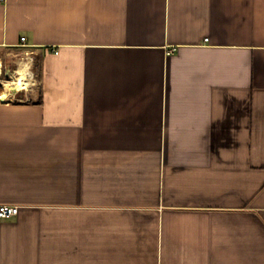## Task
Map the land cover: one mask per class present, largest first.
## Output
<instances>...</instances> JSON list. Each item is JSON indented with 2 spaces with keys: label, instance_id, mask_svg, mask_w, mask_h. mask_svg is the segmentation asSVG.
Instances as JSON below:
<instances>
[{
  "label": "crops",
  "instance_id": "0c3cea01",
  "mask_svg": "<svg viewBox=\"0 0 264 264\" xmlns=\"http://www.w3.org/2000/svg\"><path fill=\"white\" fill-rule=\"evenodd\" d=\"M32 61L0 264H264V0H0V88Z\"/></svg>",
  "mask_w": 264,
  "mask_h": 264
},
{
  "label": "rangeland",
  "instance_id": "374dc122",
  "mask_svg": "<svg viewBox=\"0 0 264 264\" xmlns=\"http://www.w3.org/2000/svg\"><path fill=\"white\" fill-rule=\"evenodd\" d=\"M31 70V81L28 85L27 90L19 91L18 94L15 95V98L13 99V102H30L32 101L33 92H37L39 90V64L37 61H32V66L30 68ZM2 88H0L1 91ZM19 94H22V96H19Z\"/></svg>",
  "mask_w": 264,
  "mask_h": 264
},
{
  "label": "bare ground",
  "instance_id": "6f19581e",
  "mask_svg": "<svg viewBox=\"0 0 264 264\" xmlns=\"http://www.w3.org/2000/svg\"><path fill=\"white\" fill-rule=\"evenodd\" d=\"M31 81V75L28 72V65L24 62L21 63L16 78L6 84L7 91H25ZM4 94V93H3ZM6 100V95L2 97V101Z\"/></svg>",
  "mask_w": 264,
  "mask_h": 264
},
{
  "label": "built area",
  "instance_id": "2783aa9c",
  "mask_svg": "<svg viewBox=\"0 0 264 264\" xmlns=\"http://www.w3.org/2000/svg\"><path fill=\"white\" fill-rule=\"evenodd\" d=\"M20 41L24 42L25 39L21 38ZM205 41H207V40H205ZM55 54H56V52H55ZM13 79L14 78L9 75L7 80H4L3 82L1 81V83H2L1 84V87H2V93L1 94L4 93L6 95V100H5L6 102H13V99L15 98V94L13 95L12 93L13 92H15V93L19 92V91H11L10 92V91L6 90V84L8 82L13 81ZM17 213H18L17 207H11V206H5V205L0 207V218L1 219H7L10 217H13V216L17 215Z\"/></svg>",
  "mask_w": 264,
  "mask_h": 264
},
{
  "label": "water",
  "instance_id": "95a60500",
  "mask_svg": "<svg viewBox=\"0 0 264 264\" xmlns=\"http://www.w3.org/2000/svg\"><path fill=\"white\" fill-rule=\"evenodd\" d=\"M7 77H9V75H7Z\"/></svg>",
  "mask_w": 264,
  "mask_h": 264
}]
</instances>
